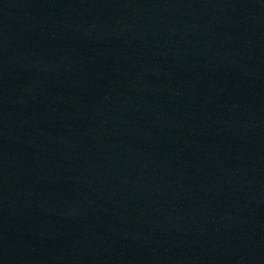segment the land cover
<instances>
[{
	"label": "water",
	"instance_id": "95a60500",
	"mask_svg": "<svg viewBox=\"0 0 264 264\" xmlns=\"http://www.w3.org/2000/svg\"><path fill=\"white\" fill-rule=\"evenodd\" d=\"M0 264H264V0H0Z\"/></svg>",
	"mask_w": 264,
	"mask_h": 264
}]
</instances>
